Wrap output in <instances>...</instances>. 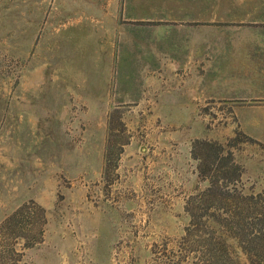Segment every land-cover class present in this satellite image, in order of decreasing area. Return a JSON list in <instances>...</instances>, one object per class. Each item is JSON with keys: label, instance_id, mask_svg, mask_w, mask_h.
<instances>
[{"label": "rangeland", "instance_id": "rangeland-1", "mask_svg": "<svg viewBox=\"0 0 264 264\" xmlns=\"http://www.w3.org/2000/svg\"><path fill=\"white\" fill-rule=\"evenodd\" d=\"M243 18L0 0V264H264V21Z\"/></svg>", "mask_w": 264, "mask_h": 264}, {"label": "crops", "instance_id": "crops-1", "mask_svg": "<svg viewBox=\"0 0 264 264\" xmlns=\"http://www.w3.org/2000/svg\"><path fill=\"white\" fill-rule=\"evenodd\" d=\"M244 8L247 9V18H243V21H253V22L264 21L263 19L264 13L263 15L259 13L260 10L264 9V0H243V9ZM257 47L264 49V42L259 43Z\"/></svg>", "mask_w": 264, "mask_h": 264}, {"label": "trees", "instance_id": "trees-1", "mask_svg": "<svg viewBox=\"0 0 264 264\" xmlns=\"http://www.w3.org/2000/svg\"><path fill=\"white\" fill-rule=\"evenodd\" d=\"M250 264H254V262L252 263V261H250Z\"/></svg>", "mask_w": 264, "mask_h": 264}]
</instances>
